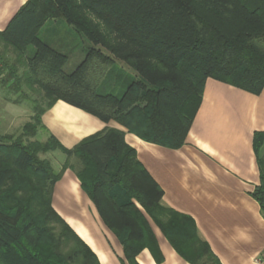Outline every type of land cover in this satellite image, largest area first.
<instances>
[{
    "label": "trees",
    "instance_id": "obj_1",
    "mask_svg": "<svg viewBox=\"0 0 264 264\" xmlns=\"http://www.w3.org/2000/svg\"><path fill=\"white\" fill-rule=\"evenodd\" d=\"M48 20L64 21L91 44L73 72L65 70L69 56L63 47L38 36ZM0 43L15 58L10 63L6 52L0 55L1 85L27 87L37 95L31 97L32 122L22 134L0 135V264H100L53 208L54 186L67 169L76 173L128 264H137V255L151 245L146 215L176 246L163 219L184 217L161 206L164 191L125 136L182 147L208 79L261 95L264 0H29L0 32ZM117 62L135 76L115 73ZM113 76L121 95L99 93ZM58 102L107 127L71 149L53 135L46 142L26 141L25 136L37 137L43 116ZM254 140L258 150L264 134L256 133ZM51 150L67 157L60 172L39 158ZM263 164L253 198L264 216ZM184 238L195 246L198 260L219 264L195 229Z\"/></svg>",
    "mask_w": 264,
    "mask_h": 264
},
{
    "label": "crops",
    "instance_id": "obj_2",
    "mask_svg": "<svg viewBox=\"0 0 264 264\" xmlns=\"http://www.w3.org/2000/svg\"><path fill=\"white\" fill-rule=\"evenodd\" d=\"M28 1L0 0V32ZM108 126L123 130L116 123ZM43 127L48 137L53 135L71 149L107 125L58 102L43 116ZM256 133L264 134V90L254 95L208 79L182 147L169 149L126 134L127 144L164 191L161 206L184 217L180 222L163 219L175 246L146 215L151 245L137 255V264H211L206 257L198 260L195 246L188 238L181 239L186 230L193 229L219 264H259L257 259L264 249V216L253 193L262 183L264 140L256 150ZM52 204L100 264H128L122 245L103 223L72 169H67L54 186Z\"/></svg>",
    "mask_w": 264,
    "mask_h": 264
},
{
    "label": "rangeland",
    "instance_id": "obj_3",
    "mask_svg": "<svg viewBox=\"0 0 264 264\" xmlns=\"http://www.w3.org/2000/svg\"><path fill=\"white\" fill-rule=\"evenodd\" d=\"M38 36L49 43L54 42L56 48L59 46L63 47V50L61 51L69 56V62L65 67V70L68 73L73 72L76 66L83 61L88 47L91 46L90 43L80 38L74 29L64 21H46L38 31ZM5 52L6 49L3 44L0 43V55ZM33 53L34 50L32 48L29 49L28 55H32ZM6 55L9 58L10 63L15 61L11 50L7 51ZM118 71H123L130 77L135 76L132 71L120 62L115 64V73H118ZM37 90L39 91V89ZM35 93V91H31L27 87H22L21 90H17L11 86L3 87L0 82V135H16L15 137L17 138L22 134L25 126L32 122L31 118L33 112L31 107L33 103L32 98H36L37 96ZM99 93H114L115 95H121L122 92H120V88L116 87L115 78L113 76L109 77L107 82L99 88ZM24 95L27 96V98ZM16 99L23 101L24 104L11 105L14 104V100ZM25 140L46 142L48 136L43 132V129H39L38 135L35 139H30L25 136ZM39 158L49 162L56 172L61 171L67 160L66 155L60 150H51L46 154H39ZM74 160L72 159L71 162L74 163ZM46 244L47 242L43 245Z\"/></svg>",
    "mask_w": 264,
    "mask_h": 264
},
{
    "label": "built area",
    "instance_id": "obj_4",
    "mask_svg": "<svg viewBox=\"0 0 264 264\" xmlns=\"http://www.w3.org/2000/svg\"><path fill=\"white\" fill-rule=\"evenodd\" d=\"M257 262L259 264H264V249L262 250L261 254L259 255Z\"/></svg>",
    "mask_w": 264,
    "mask_h": 264
}]
</instances>
